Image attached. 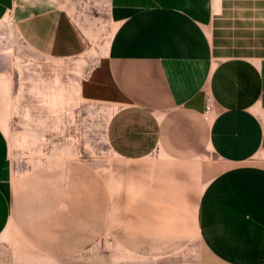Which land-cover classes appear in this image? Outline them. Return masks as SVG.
Masks as SVG:
<instances>
[{
  "label": "crops",
  "instance_id": "obj_1",
  "mask_svg": "<svg viewBox=\"0 0 264 264\" xmlns=\"http://www.w3.org/2000/svg\"><path fill=\"white\" fill-rule=\"evenodd\" d=\"M67 1L0 0V20L59 58L77 38ZM109 13L108 50L86 84L111 106L106 144L121 160L165 161L150 170L149 195L131 186L143 200L132 225L160 215L169 235L180 222L199 264H264V0H109ZM10 175L0 127V236Z\"/></svg>",
  "mask_w": 264,
  "mask_h": 264
},
{
  "label": "rangeland",
  "instance_id": "obj_2",
  "mask_svg": "<svg viewBox=\"0 0 264 264\" xmlns=\"http://www.w3.org/2000/svg\"><path fill=\"white\" fill-rule=\"evenodd\" d=\"M64 9L77 38L65 39L59 58L37 53L0 20V127L11 169L0 264H199L180 222L169 235L160 215L132 225L143 200L131 186L149 195L150 170L165 161L121 160L106 144L111 106L86 84L113 32L109 0H68Z\"/></svg>",
  "mask_w": 264,
  "mask_h": 264
},
{
  "label": "built area",
  "instance_id": "obj_3",
  "mask_svg": "<svg viewBox=\"0 0 264 264\" xmlns=\"http://www.w3.org/2000/svg\"><path fill=\"white\" fill-rule=\"evenodd\" d=\"M211 110H212V100L210 96H207L206 103H205V109L203 113V118L207 122L211 118Z\"/></svg>",
  "mask_w": 264,
  "mask_h": 264
}]
</instances>
